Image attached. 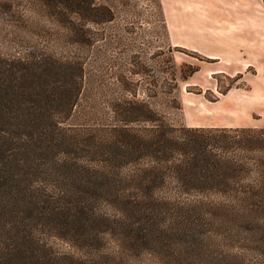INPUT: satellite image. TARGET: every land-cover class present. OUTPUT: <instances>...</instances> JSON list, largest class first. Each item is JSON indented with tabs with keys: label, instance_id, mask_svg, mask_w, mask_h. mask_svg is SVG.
<instances>
[{
	"label": "rangeland",
	"instance_id": "1",
	"mask_svg": "<svg viewBox=\"0 0 264 264\" xmlns=\"http://www.w3.org/2000/svg\"><path fill=\"white\" fill-rule=\"evenodd\" d=\"M38 1L0 0L15 3L11 13L36 16L51 11ZM95 1L98 6H111L114 18L92 27L90 46L58 44L45 33L13 31L0 24V53L6 64L33 53L45 60L53 56L62 62L85 63L83 92L64 127L80 131L89 127L90 133H97L98 127L114 122L112 105L120 99L149 100L175 127L264 126V0ZM57 11L88 14L79 8ZM5 63L2 94L12 84ZM46 64L36 71L37 82L44 88L56 87L53 82L60 79L47 75ZM174 76L180 79L181 108H169L171 97L162 92ZM32 85L30 76H17L11 90L21 95L32 92ZM1 109L7 111L4 105ZM81 152L85 154L82 150L66 153L70 160L64 170L50 160L57 159L55 155H43L45 164L34 178L16 187L29 194L31 200H23L27 206L32 201L40 207L21 205L33 215L34 220L28 221L37 245L51 249L52 257L62 264H98L106 257L113 264H264V207L170 203L152 207L122 199L113 205L91 201L87 212L96 207L94 224H104L106 243L101 250L84 249L78 235L58 216L76 217L78 224L83 219L78 207L85 192L127 190L130 194L136 188L114 185L109 175L83 172ZM132 175V171L121 174L127 180ZM42 207L48 217H39Z\"/></svg>",
	"mask_w": 264,
	"mask_h": 264
},
{
	"label": "trees",
	"instance_id": "2",
	"mask_svg": "<svg viewBox=\"0 0 264 264\" xmlns=\"http://www.w3.org/2000/svg\"><path fill=\"white\" fill-rule=\"evenodd\" d=\"M37 4L51 11L27 16L11 13L14 2H0L1 28L45 33L58 44L79 47L94 44L92 27L114 18L111 6H98L95 0H39ZM62 8L74 12L84 9L88 14L57 11ZM3 63L0 53V80ZM41 63H47L45 72L51 79H60L53 82L56 87L44 88L37 82ZM6 65L12 84L2 94L0 82V264H62L52 257L51 249L37 245L39 240L28 221L34 220L33 215L21 205L40 207L32 201L27 206L23 200L29 202V194L16 188L34 178L38 167L45 164L43 155H55L57 159L50 160L64 170L70 160L66 153L82 150L85 154L81 152L79 158L85 163L80 165L83 172L109 175L114 185L136 188L130 194L127 190L85 192L78 207L83 219L78 224L76 217L72 220L58 216L87 250L105 247L107 233L103 223L94 224L96 207L92 213L87 212L91 201L113 205L122 199L152 207L169 203L264 207V126L175 127L166 121L165 115L155 111L149 100L120 99L112 105L114 122L98 127L97 133H90L89 127L81 131L73 126L66 128L63 125L69 124L83 92L85 63L62 62L53 56L45 60L33 53ZM17 76H30L32 92H12ZM182 78L187 79V75ZM179 89L180 79L175 76L173 82L164 83L162 92L171 97L169 108H181ZM3 105L7 110L4 113ZM124 171H132L133 178L122 177ZM41 209L39 217L47 216L46 208ZM98 264H113V259L106 257Z\"/></svg>",
	"mask_w": 264,
	"mask_h": 264
}]
</instances>
